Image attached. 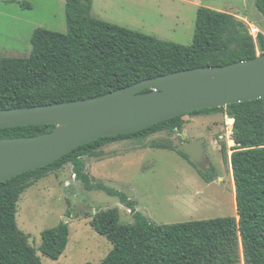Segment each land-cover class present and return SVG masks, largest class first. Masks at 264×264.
<instances>
[{"label":"trees","instance_id":"trees-1","mask_svg":"<svg viewBox=\"0 0 264 264\" xmlns=\"http://www.w3.org/2000/svg\"><path fill=\"white\" fill-rule=\"evenodd\" d=\"M64 2L65 34L37 28L28 57H0V111L87 100L180 71L251 60L256 50L264 54V34H258L255 43L230 13L198 8L192 43L182 46L90 17L92 0ZM254 6L264 19V0H255ZM214 113L233 120L234 147L228 163L237 219L157 226L137 212L126 195L93 183L85 172L83 158L101 159V149L113 142L129 140L145 148L143 142L157 133L181 136L184 116L175 117L135 133L98 139L48 166L0 182V264H42L28 237L17 228V202L26 189L66 165H71L74 179L84 190L117 198L132 216L131 225H120L118 210L111 209L90 220L91 229L112 246L100 264H264V99L185 116ZM53 129H0V140L35 137ZM221 151L226 159L224 148ZM197 174L206 184L213 181L212 169L197 170ZM68 235L63 223L42 231L38 251L57 260Z\"/></svg>","mask_w":264,"mask_h":264},{"label":"rangeland","instance_id":"rangeland-1","mask_svg":"<svg viewBox=\"0 0 264 264\" xmlns=\"http://www.w3.org/2000/svg\"><path fill=\"white\" fill-rule=\"evenodd\" d=\"M0 0V57L26 58L32 33L37 28L65 34L64 3L54 0L31 2ZM64 1V0H63ZM94 0L90 17L182 46L192 43L197 7L229 12L244 24L264 34V19L255 0ZM35 2V3H34ZM92 4V2H91ZM256 56H260L256 50ZM182 131L160 132L138 144L123 140L101 150L103 157H84L85 172L93 183L123 193L135 203L136 211L157 226L233 217L235 194L228 158L234 144L226 134L224 114L184 116ZM181 137L182 141L179 139ZM190 139L204 140V158L194 165L177 153ZM184 140V141H183ZM173 149H159L155 145ZM222 148L226 159L222 155ZM213 170V181L203 182L197 170ZM117 209L120 225H131L132 216L115 197L100 191H86L74 179L71 165L48 174L26 189L17 202L16 225L36 249L42 264H100L112 246L89 226L99 212ZM66 224L68 243L57 260L43 256L38 247L46 229Z\"/></svg>","mask_w":264,"mask_h":264},{"label":"water","instance_id":"water-1","mask_svg":"<svg viewBox=\"0 0 264 264\" xmlns=\"http://www.w3.org/2000/svg\"><path fill=\"white\" fill-rule=\"evenodd\" d=\"M259 99H264V54L226 66L144 80L87 100L0 111V129L54 127L35 137L0 140V182L48 166L101 138L135 133L195 111ZM203 144L204 140L190 139L177 152L199 165L205 156Z\"/></svg>","mask_w":264,"mask_h":264},{"label":"built area","instance_id":"built-area-1","mask_svg":"<svg viewBox=\"0 0 264 264\" xmlns=\"http://www.w3.org/2000/svg\"><path fill=\"white\" fill-rule=\"evenodd\" d=\"M257 30H255L254 28H250L248 30V34L252 37L253 41H255V33ZM224 124L226 126V134L227 136H232V124H233V120L228 118L227 115H224Z\"/></svg>","mask_w":264,"mask_h":264},{"label":"crops","instance_id":"crops-1","mask_svg":"<svg viewBox=\"0 0 264 264\" xmlns=\"http://www.w3.org/2000/svg\"><path fill=\"white\" fill-rule=\"evenodd\" d=\"M44 2V4H51L54 0H42ZM57 2H59L60 4H63L65 3L63 0H56ZM101 2H103V6H105V1L104 0H99V5L101 4ZM35 3V2H34ZM93 3H94V0H92V4H91V12H92V8H93ZM20 4L23 5V7H27V8H30L32 9V3L31 2H26L25 0H23ZM196 6L197 8H199V5H194ZM202 8V7H201ZM208 9V8H207ZM212 10V9H211ZM215 11V10H214ZM218 12H222V11H218ZM225 13H229V12H225ZM99 20V19H98ZM172 43V42H171Z\"/></svg>","mask_w":264,"mask_h":264},{"label":"flooded vegetation","instance_id":"flooded-vegetation-1","mask_svg":"<svg viewBox=\"0 0 264 264\" xmlns=\"http://www.w3.org/2000/svg\"><path fill=\"white\" fill-rule=\"evenodd\" d=\"M184 141V140H183Z\"/></svg>","mask_w":264,"mask_h":264}]
</instances>
